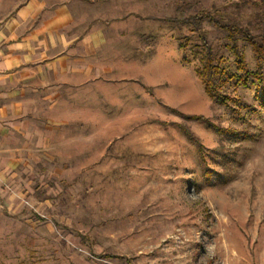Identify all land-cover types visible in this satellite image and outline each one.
<instances>
[{"label":"rangeland","instance_id":"1","mask_svg":"<svg viewBox=\"0 0 264 264\" xmlns=\"http://www.w3.org/2000/svg\"><path fill=\"white\" fill-rule=\"evenodd\" d=\"M26 1L0 0V26ZM140 6L168 16L142 38L158 57L92 108L84 157L43 179L52 207L0 217V264H264V76L238 36L243 83L228 31L206 17L264 35V0ZM204 40L227 103L206 90Z\"/></svg>","mask_w":264,"mask_h":264},{"label":"crops","instance_id":"2","mask_svg":"<svg viewBox=\"0 0 264 264\" xmlns=\"http://www.w3.org/2000/svg\"><path fill=\"white\" fill-rule=\"evenodd\" d=\"M140 7V0H28L2 22L0 217L52 207L40 197L43 179L57 175L60 161L84 157L74 147L89 146L92 108H105L118 97L115 85L137 81L158 57L142 38L159 33L168 16Z\"/></svg>","mask_w":264,"mask_h":264},{"label":"trees","instance_id":"3","mask_svg":"<svg viewBox=\"0 0 264 264\" xmlns=\"http://www.w3.org/2000/svg\"><path fill=\"white\" fill-rule=\"evenodd\" d=\"M202 17H204L202 15ZM206 17H211V20L217 24L219 27L225 29L228 31V37L230 41H232V50L237 58L238 68L243 71L244 78H241L243 83H247L250 79V72L248 70V64L245 60V57L243 53L240 51L238 44H237V38L238 36H241L243 39H245L252 47L255 60L257 63V78L260 81V83H263V76H264V35L255 34L247 27H239L233 24H224L221 21L217 19L216 16H211L210 14ZM213 17V18H212ZM205 41V40H204ZM206 44V54L204 56V66H203V78L204 83L206 86V90L208 93L214 97L218 98L219 101L222 103H227L228 100L223 98V95L221 94L219 90V85L217 81V77L215 76L218 74L220 67L217 66L214 62L213 57V51L212 48L208 46L207 41L204 42ZM260 96V103L264 106V90L259 91Z\"/></svg>","mask_w":264,"mask_h":264}]
</instances>
